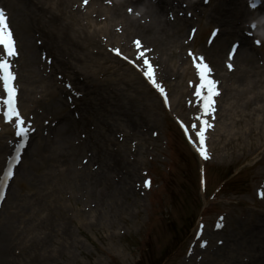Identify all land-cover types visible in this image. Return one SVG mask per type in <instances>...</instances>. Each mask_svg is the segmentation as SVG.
Returning a JSON list of instances; mask_svg holds the SVG:
<instances>
[{"label":"bare ground","instance_id":"6f19581e","mask_svg":"<svg viewBox=\"0 0 264 264\" xmlns=\"http://www.w3.org/2000/svg\"><path fill=\"white\" fill-rule=\"evenodd\" d=\"M12 3V13L11 15L14 19L12 21V26L14 28V34L20 43L19 45L22 52V64L21 69V89L22 97L31 100L33 106L29 110H35L37 107H42L45 109V112H52L55 114V117H58L59 121L57 122V127L55 125V138L50 141L43 140L41 134H38V140L36 142V147L34 148L33 155L29 165V173H31L32 182L36 181L35 172L43 173L46 172L50 175L52 173L51 167L60 163H66L73 160V158L78 155H82L86 152L87 148L92 149L93 155L91 160H99V168L97 170H91V168L86 165L83 168L84 174L88 175V179L91 180V185L93 189L97 192L96 196L99 198L98 201H107L110 206H114L116 202H119V206H127L128 199L126 200V195L128 192L123 191L122 183L112 182V175L118 171L122 166L126 165L129 172L127 175L123 176V183H132V180L138 176L139 166H141L142 159L144 156L145 143L144 136L145 134L142 131L138 130L139 139L142 140L137 149L139 157L134 160L127 159L125 155H129L130 148L128 146V138H126L122 147L119 151H114L111 149V140L112 138L108 135V132L104 130V123L111 124H120L123 125L130 124L133 125V128L138 129L139 124L137 121H141L135 114L129 112L130 102L129 99L132 96V89L127 88L124 91V94L119 100V91L109 92L104 87H97V93L99 94V89L103 90L101 95L104 98H107V105L100 106L96 99L98 98L97 93L96 98L93 96V91L91 89H86L85 95L82 98L81 107L82 115L79 120H76L71 116V111L63 109L61 105V95L57 91V79L54 74H49L46 77L40 71L39 61L40 55L36 56L37 46L32 42L35 32L33 35L30 33V27L34 26L37 31L41 33L43 40V46H48L49 51L54 49L53 57V66L56 65L62 67L64 71L66 69H73L80 73H83L86 78L88 75L93 74V62L96 63L95 69H103L105 74L109 71L103 64L99 62V56H96L90 52V47L93 46L96 42L98 46L100 33H111L112 27L108 26L107 28L100 29L99 31L91 32L90 28L93 26L94 20L89 16L91 12L86 14H78L75 11L71 10V5L74 1L77 0H9ZM6 1L7 3L9 2ZM225 1V0H224ZM48 2V7L45 6V3ZM115 2V1H114ZM125 2L127 4H133L138 7L141 11H144L152 19L150 23L142 24L139 22V18L127 16L121 12L122 8L115 9L104 7L106 14L112 15V18L109 20H119L125 26L126 30H131L133 32L134 27L136 30H142V33L146 38H148L151 43L155 46L157 51H160L165 65V69L169 67L173 69L177 67V62L174 60V54L172 53L173 48H180L182 44L180 43V36L184 32L186 23L185 18L177 17L178 21L173 22L172 24L166 21V18H163L164 8L165 11H168V8L175 7L173 5L174 0H161L162 4L157 5L153 4L148 0H116V4ZM223 2L218 0L217 3ZM97 1L93 2V4ZM222 5V4H221ZM219 5V7H221ZM101 6L99 4L97 7ZM235 8L239 9L237 14L235 11H229L226 17L222 18L225 20V29L221 33L218 41L216 42V47H212L210 51H220V46L223 44V36L226 34L225 31L228 29H238V26L234 24V17L241 14L243 16L249 15L250 9L242 4L241 0H238L235 3ZM113 10V11H112ZM10 14L11 10L9 9ZM166 11V12H167ZM165 12V13H166ZM233 12V14H232ZM224 14V13H223ZM234 15V16H232ZM232 17V18H231ZM241 19V17H239ZM16 20V23H15ZM87 20L86 23L83 21ZM16 24V25H15ZM90 24V25H89ZM111 24V21L108 22V25ZM176 29L175 34L170 32L171 27ZM207 26V22L203 21L200 26L201 33L204 32ZM21 37V38H20ZM37 40V39H36ZM242 44L239 46L236 55L239 54V64L243 68L239 75H237L235 82L239 86L240 83L250 81L252 87H255V55L247 50V41L242 39ZM73 44V45H72ZM94 47V46H93ZM125 48H129L126 44ZM185 48V47H184ZM101 54L110 56V59H114V56L101 51ZM69 54L72 61L66 63L64 60V55ZM51 55V54H50ZM122 62V61H121ZM100 63V64H98ZM47 66V64H46ZM128 75V73H125ZM20 76V75H19ZM141 77H136V80L141 81ZM20 81V79L18 80ZM249 82V83H250ZM142 83V81H141ZM142 85H144L142 83ZM250 85V84H248ZM114 88V87H113ZM176 92L181 94L183 92L182 88H179V83L174 85ZM236 89V86L231 88L226 86L225 90L232 100L228 102V106L223 107L222 105V119L220 113V131L219 138L226 137L227 139H232L233 142H237V146L244 148L245 142L248 141L249 137L252 136V141L255 142V137L264 133V116H260L255 125V116L250 110L255 112V93L251 99V107L247 108L244 106L247 102L242 103L241 101L245 96H249V91L246 87L241 86L233 93V90ZM40 92L41 96L37 97V93ZM58 92V93H57ZM143 99L150 106L154 107V97L153 93L148 87H142ZM234 94V95H233ZM140 98L141 95H138ZM223 98V97H222ZM29 100H26L29 101ZM241 100V101H240ZM175 103V101H174ZM180 104V102H179ZM22 105V110H26ZM139 106L138 103L133 104ZM254 106V107H252ZM153 107L152 110H153ZM224 111V114H223ZM57 115V116H56ZM96 119L97 127L93 130L92 139L94 141H85L81 143L74 144L72 141L73 133L75 132L74 127L77 125H86L87 117L90 119ZM224 115V118H223ZM40 118H38L39 120ZM223 130L222 133H220ZM153 131V130H152ZM78 154V155H76ZM143 155V156H142ZM83 157V156H82ZM101 158V160H100ZM72 171V168L69 169V172ZM28 172V169H27ZM97 200V198L93 197ZM19 201H15L14 204H17ZM45 206L48 208V214L46 209L42 210V214L46 215L43 218L44 222H39L36 226L32 227V234L30 237H34L32 242V250L26 252L28 258H34L39 252L46 253L51 248H57L58 246H53L52 243H63L67 238L62 234V227H66L67 223L64 221V218L61 215V209H64L67 206V203L63 202L57 204L56 202H46ZM44 206V207H45ZM49 213H53L52 216H48ZM56 215V216H55ZM58 215V216H57ZM55 217V219H54ZM252 223L249 224L246 229L239 230L238 227L236 232L227 234V245L232 246V250L236 253L246 249L248 251L247 255L251 256L250 250L252 245L255 247V213L250 214ZM46 220H55L57 226L56 230L52 233L46 231ZM18 221V216L10 210L2 224L3 232L0 234V264H9L7 261V253L5 252V247L7 245V240H9L12 234L15 232L16 228H13ZM31 226V224H30ZM44 227V228H43ZM13 228V231L10 232ZM43 228V229H42ZM9 232V235H8ZM257 237L260 242L259 253L260 257L255 260L252 259L251 262L242 261L238 259L237 254L229 256V264H263L264 263V232L261 230L257 232ZM59 238V239H58ZM70 238H68L69 240ZM229 241L231 243H229ZM50 245V248L48 247ZM62 245V244H60ZM247 247V248H246ZM34 252V254H33ZM11 264H27L24 262V258H14Z\"/></svg>","mask_w":264,"mask_h":264},{"label":"rangeland","instance_id":"374dc122","mask_svg":"<svg viewBox=\"0 0 264 264\" xmlns=\"http://www.w3.org/2000/svg\"><path fill=\"white\" fill-rule=\"evenodd\" d=\"M258 50H262V49L258 48ZM120 71L122 72V68L120 69ZM261 87L262 86H258L255 88V98L257 96V93L263 90L264 87L263 88ZM258 88H261V89L257 90ZM249 90L252 93H254L253 89L249 88ZM229 98L230 96L225 101V103L223 102V105L228 106V102L231 100ZM250 99L251 97L245 96L244 99L240 101L242 103L246 101L247 103L244 106L247 107L249 105ZM100 102L102 104L103 100L100 99ZM255 103L257 102L255 101ZM131 111L133 112V110ZM162 115L164 116V119H165L164 125L168 127L170 119L168 116L164 114V112H162ZM260 116H261V113L255 112V125H256V122L258 121L257 118ZM263 138L264 136L258 135L255 137V142L253 143H255V145L256 144L258 145V143H260V141H262ZM33 144H34V141L31 144L29 153L27 154V158L24 163L25 167L26 165L28 167L31 161L33 150H34ZM249 159L250 158L239 160V161L237 159H234L233 161H229V162L225 161L223 165L218 166V167L229 166V170L236 169V173H239L242 171L243 175L241 176V178L243 180V184L241 186L236 187V189L238 190L244 189V188L248 189L249 195H245L242 199L245 203L249 201L247 200V198L251 196L250 180L252 178V174H251L252 170H251V167H248V165L250 164V163H247ZM246 163H247L246 167H242V165ZM54 168L55 167H51L50 168L51 171ZM263 171H264V165L262 163L255 164V173H260ZM54 173L55 171L53 170V174ZM192 175H193V171L191 169L190 159H188V163L180 162V169L178 168V170L173 174V177H172V182L178 183L175 187L172 188V190L179 199V208L177 209L176 207H173V205H171L170 197L165 192V190H162L161 191L162 199L158 205L159 210L157 209L152 215L150 214V218H149L150 221L147 223V219L144 214L141 215V217H137L139 218L138 221L140 222V225H142V228L139 230L136 229L138 225L132 226L130 222L128 221V219H125L124 221L122 220V218L120 217V214L126 213L127 210L125 209H123V212L118 208L115 209V211H117L119 215H114V217L121 220V221L117 220L118 224H114V221H111L112 226L110 224L111 222H109V224L101 226V227H98V225H94L93 222L91 223V225H88L85 223L86 220L90 219V214L87 215V219H84V218L81 219L84 221V223L81 224L77 219L76 213H74L71 219L75 218V223L80 225L81 229L85 232L86 237L79 236L76 230L74 232L75 223H73V220H70L69 222L71 224L70 227L69 226L62 227V234L65 233L67 236H74L75 234V236L79 239L80 246H79V250L75 251L76 258L69 257L67 259V258L62 257L60 253H54V251H51L52 253H50L47 257H45L42 260V262L45 264H57V263H61V264H108L107 259L100 253L101 250L99 251V248H98L99 246H105L106 248L114 250L120 259H121V256H124L125 259L123 260L125 261L124 262L125 264H134L133 260L135 258L140 259L135 264H153L154 259H155L156 264H163V255L165 254V252H167L171 247H173V245L176 244L177 241L178 242L176 244V248L180 247L181 241H182V235L188 230L190 226V219L195 211V206H194L195 202L199 201L200 199L195 190V188L197 187L196 183L195 184L191 183L192 179L190 176ZM236 176L238 175L235 174L234 177ZM47 177L49 176L47 175L46 172H43V173L35 172L36 182L40 180L44 181L43 182L44 185L40 186V188L44 187L45 191L48 194H55L53 197L48 198L46 202H53V203L56 202L57 204H61L62 203L61 201H56L55 199H58V197H61L62 199L67 200L68 199L67 195L71 192H72L71 194L74 195L75 190L72 191V188L71 189L62 188V189L55 190L53 185L51 184L49 185L47 182H45ZM82 189L83 188L80 187L77 193H79V191H81ZM66 190H69V191H66ZM248 192H245V193L248 194ZM185 195L187 196L186 198H185ZM34 197L38 198V195L35 194V186H33L31 183L25 182L22 176L19 174L15 182V186L12 187L10 200L1 212L0 224L3 222L6 214L10 210L12 211L15 210L16 215L18 213L17 215L18 221L16 222L13 228L18 227L19 229L22 230L24 222L33 221L35 218H37L34 221L36 223L44 222L43 218L45 217L46 212L47 214L49 212L48 208H46L45 206L46 204L45 200L39 197V201H32L33 199H35ZM234 197L236 199V196ZM15 201H19L23 205L22 206L17 205L16 207L13 208L12 206ZM86 206L81 204V210L84 211V207ZM131 208L129 210H131ZM44 209H46L45 215L42 214V210ZM234 209H235V212H238L240 210V207L234 206ZM69 211H73V209L72 210H68L67 208L61 209V215L64 218V221H65V218L67 220ZM52 215L53 213H49L48 216H52ZM161 215H162V218L159 219ZM167 217L168 219L171 220V223H172L170 227L167 225H164L163 223V220ZM54 222L55 220L54 221L46 220L45 230L50 233L54 232V230H52V227L54 229L57 228L55 224L56 222L55 223ZM127 226L130 228V230H127L124 236H121L119 234L120 230ZM13 228L10 232L13 231ZM174 228L177 230V237L179 238V240H177V238L173 236ZM70 229L74 232L72 235H70ZM8 235H9V232H8ZM118 239H122L123 242L120 243ZM141 239L145 241V245L142 244L143 250L141 252H138L136 247L140 244ZM66 240L68 241V238L64 239V241ZM132 240H136V242H132ZM59 244L57 242L52 243L53 246H57ZM148 245L149 246L153 245L154 248L150 250V248H148ZM14 247H17V249H19L20 245H14ZM14 247H11V253H14V250H13ZM48 247L50 248V245H48ZM183 248L184 246L176 250L172 258L168 260L167 264H175L177 260L181 259ZM121 249L123 250L120 251ZM163 250L165 252H163ZM98 254L103 256L104 258L103 261H100L98 259V256H97Z\"/></svg>","mask_w":264,"mask_h":264},{"label":"snow or ice","instance_id":"6c2138e0","mask_svg":"<svg viewBox=\"0 0 264 264\" xmlns=\"http://www.w3.org/2000/svg\"><path fill=\"white\" fill-rule=\"evenodd\" d=\"M256 2L258 0H254L253 7L256 6ZM84 3H87V0H84ZM128 11H132L131 8ZM195 32V29L192 30ZM218 30H213L211 36L214 38L217 34ZM260 41H257L259 43ZM136 45L139 47L140 41L137 39L135 41ZM0 46H2V51H0V85H2L4 95H0V104L3 105L0 108V112H2L3 118L8 121H12L15 118L14 127L15 134L21 137V140L15 147V155L10 156L7 162V168L3 172V177L0 178V199H3L4 189L7 186L9 179L14 175V164L17 163L20 159V150L24 147V144L28 138L29 132L31 131L30 127L24 126L25 118L21 115L17 103H16V93L17 87L14 84L15 80V72L12 71L10 57L17 55L15 40L12 35V31L7 23V15L4 8H0ZM237 48L236 44L231 45L230 51L228 53L229 62L227 63L228 68H232L233 65L230 62L232 55L235 53ZM114 52L120 54V50L114 48ZM146 51V50H145ZM190 55L191 50H189ZM138 55L143 56V53H138ZM125 59H128L125 57ZM135 63V61H132ZM143 63L147 66L146 70L141 65H136L137 67H141L144 76H146L151 83L159 89V91L163 94L165 92L164 88L156 81L153 66L149 63L147 57H143ZM193 63L195 65V69L199 76V82L196 84L194 89V95L197 97V102L200 104V112L198 115L200 116V127L199 130L194 132L195 136L199 138V147L198 151L202 156L207 157L208 153L206 152L205 147V127H211L208 123L207 119L204 117L210 113L215 111V100L214 97L218 94L219 90L216 87L217 81L213 79L210 75L212 69L205 62L204 57L201 55L196 57L193 55ZM165 103H167V96H164ZM30 124V122H28ZM183 124V122H181ZM192 129H197V124L195 122L191 125ZM185 132H188V127L185 126ZM189 139L192 140V136H189ZM195 143V141H193ZM148 183V181H145ZM261 196H264V191L259 193ZM219 226V225H217ZM206 243V241L204 242Z\"/></svg>","mask_w":264,"mask_h":264}]
</instances>
